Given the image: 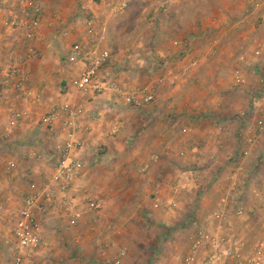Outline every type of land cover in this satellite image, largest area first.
Wrapping results in <instances>:
<instances>
[{"label": "crops", "instance_id": "obj_1", "mask_svg": "<svg viewBox=\"0 0 264 264\" xmlns=\"http://www.w3.org/2000/svg\"><path fill=\"white\" fill-rule=\"evenodd\" d=\"M184 1L177 2L182 5L186 3ZM8 3L11 0L0 1L5 9L7 5L11 7ZM88 9V17L94 20L93 27L94 24L102 26L98 32L93 28L94 35L100 32H111L112 35V41L105 36V39L101 37L100 41H95L88 34L85 38H88V43L97 42L101 48L113 54L111 64L108 63L102 73L115 77L119 86L126 91L150 90L154 103L134 110L124 107L108 94L83 101L75 89V82L83 72L82 64L64 60L66 63L63 65L58 57L61 52L68 55V45L65 43L79 40L78 33L82 29L78 28V22L69 21L67 28L73 29L74 34L69 33L60 44H53L45 41L43 24H40L37 39L39 36L42 38L36 44L39 59L30 61L25 71L29 81L27 87L37 93L39 99L24 100L16 92L17 96H7L6 101L0 104V135H7L0 151V155L3 153V157L0 156V261L6 259L2 243L10 237L14 224L12 218L24 197L40 189L53 172V139L49 138L39 121L60 105L79 103L83 104L82 127L76 139L83 143V148L75 152L74 157L82 161L84 171L83 178L75 182L69 196L79 208H82L84 195L95 199L105 196L106 200L99 214H89L88 223L86 216L83 219L88 228L93 225L100 228L101 225L95 223L104 220L109 209L118 212L116 218L120 224L126 221L125 217L120 218V211H136L144 207L158 226L166 229L179 227L183 236L187 233L186 228L193 230L187 240L188 245L182 239L175 241L171 248L175 251L173 257L166 255L164 259L160 256L159 248L166 247L175 235L158 239V248L154 250L150 264H178L176 259L181 258L180 254L188 253L190 239L198 227L217 235L223 234L227 226L231 234L245 242L248 253L264 237V233H260L264 227V133L255 134V122L264 113V105L256 97L257 90L253 92L251 85L254 80L242 85L252 89L249 96L246 91L211 97L203 90V93L197 92L192 97L183 90V83L190 77L197 84L205 80L202 71L208 64L203 59L197 62L198 66L196 62L195 66L189 62L191 57L198 58L207 50L199 41L188 53L178 39H172V42L162 40L165 33L180 38L189 35L191 31L188 25L179 22L178 30L171 24L174 29L169 28L164 35L155 28L148 31L147 36H143L144 30L137 32L130 48L133 50V60L127 62L125 53L128 49L114 31L115 25L112 27L105 13H99L89 5ZM5 12L13 15L12 11L0 8V20H8ZM198 15L196 11L194 19H201ZM183 16L181 12L177 18L182 19ZM218 17L217 27L222 26L220 30H226L233 16L220 13ZM125 28L123 23L116 25V30L120 29V32ZM2 33L0 27V35ZM193 33L201 35L202 32L196 30ZM158 80H161L160 83ZM244 80L246 82V78ZM227 82L231 87L232 77ZM231 100L245 102V106L240 107L241 104ZM8 107L16 110L8 111ZM13 112L21 114V118L8 130L9 115ZM116 127H119L118 132L113 133ZM55 132L57 136L63 135L59 124L55 126ZM30 152H38L41 158H29ZM7 163H11L13 169L7 170ZM238 166L242 170L239 176V200L244 208V216H234L233 209L237 204L234 202L223 222H212L208 219L215 208L212 197L226 186L229 174ZM182 172H194L196 177L189 175L184 178L178 195L172 196L171 188ZM145 194L150 199L143 197V203L139 204V200H128L127 197ZM156 194L165 205L154 209L153 198ZM225 194L228 195L227 190ZM208 210L209 213L203 216ZM149 214L143 213L142 216ZM36 216L39 213L36 212ZM232 218L241 228L239 233L232 231ZM53 219V224L60 222L55 216ZM251 235L256 236L255 242H250ZM50 239L45 236L49 247L52 245ZM106 253L108 257L112 256L111 250Z\"/></svg>", "mask_w": 264, "mask_h": 264}, {"label": "rangeland", "instance_id": "obj_2", "mask_svg": "<svg viewBox=\"0 0 264 264\" xmlns=\"http://www.w3.org/2000/svg\"><path fill=\"white\" fill-rule=\"evenodd\" d=\"M13 1L14 0H11V3L8 4H13ZM31 1L39 4L41 7V23L43 24L45 41L53 42V44H60V41L65 39L60 36L63 31L67 34H74L73 29L67 28V26L70 25L69 21L74 20L78 22V28L82 29V32L78 33L80 34L79 40L65 43V45H68V50H70L71 46L74 44H82L90 50L94 49L96 46L99 49H103L97 42L93 44L90 42L88 43V38L85 39L87 34L95 41H100L102 39L101 37L105 39L104 36L112 41L111 32H109V34L105 32L96 33V35H94V32L89 34L85 26L86 20H91L92 23L94 21L88 17V5L99 11V13H105V16L109 17L108 22L112 27L115 25L114 31H116V34H118L121 40H124L123 45L127 46L126 48L128 50L125 53L127 62L133 60L131 58L134 54L132 52L133 50L130 48L132 42H134L137 37L136 35H138L136 34L137 32L144 30L143 36H147L148 31L155 28L156 30L160 29V34H163L169 28L172 30L174 28L179 30L180 25L178 23L182 22L181 24H184V26L188 25L190 27L191 33L189 35H182L183 37L180 38L172 33V35L170 33V35L165 33V37L163 36L162 40L166 39V42H172V39H178L180 43L185 46V50L188 53L193 51L195 44L199 41V44L203 45L207 52L198 58L191 57L192 59L189 63L191 65L193 62L197 63L203 59V61L208 64V67H205L203 71L201 70L203 72V77L206 79L197 84V82L190 77L187 82L185 81L186 83H183V90L192 97H194L197 92L203 93V90L208 92L211 97L236 93L242 94L246 93V91H248L247 93L249 96V92H251L252 89L245 88V85L232 88V86L230 87V83L227 82L231 79L235 69L241 70L242 75L246 78L245 83L249 80L256 81V84L253 81L251 85V87H253V92L256 90V92H258L259 87L261 88L260 80L264 79V49L262 52L263 56L261 55L258 59H254L252 52L260 44L264 47V0H185L184 2L186 3L182 5L178 4V0ZM162 1L168 2L165 8L160 7ZM122 5L124 6L123 9L117 11V7ZM7 6L8 8L6 7L5 9L0 5L1 10H10L13 13V15H9L5 12L8 20H4L3 18L0 20L1 31L4 32L0 35V104L6 101L5 97L7 96H17L16 91L13 89V80L9 77L10 70L18 68L25 72L30 61L38 60L39 55L36 50V44L41 42L42 38V36L41 38L39 36L34 42L27 43L23 38L22 32L17 29L16 26L11 25V23L18 22V14L17 10H15L17 8H12L13 6L9 7V5ZM196 11L199 13L198 17L201 19H194L193 16ZM181 12H183L185 16L179 19L177 16ZM220 13L227 15L231 14L233 16L230 24L226 25V30H220L222 26L219 28L216 25V23L219 24L218 16ZM63 20L64 23L61 24ZM120 23L126 25L125 30L122 32L119 31L120 29L116 30V25ZM171 24L174 25V28ZM96 26L94 24V28L96 32H98L102 26H97L98 28H96ZM196 30L202 32L201 35L193 33ZM102 42L104 43V41ZM108 52L110 54V62L108 65H110L112 61L111 55L113 54H111L110 51ZM58 57L60 62L65 65L66 62H64V60H66L67 54L61 52ZM2 58L4 59L3 62ZM198 64L199 63H197V66ZM25 74L27 77L26 72ZM27 86H29L28 79ZM231 101L241 104L239 105L240 107L245 106V102L241 100H239L241 102L236 100ZM7 109L8 111L13 109L16 110L14 107H8ZM2 147L3 145L0 144V151H2ZM0 156L3 157V153ZM32 183L33 182H31V184ZM240 183L241 181H239V184ZM226 190H228V183L212 197L213 205H216L219 198L227 196V194H225ZM213 191L214 190H212V192ZM127 197L128 200H139L138 204L141 202L143 203V197L145 199H150L147 194L136 197L129 195ZM96 199L105 204V196H98ZM232 206L233 205L230 204V209H232ZM209 211L210 210L204 212L203 216H206ZM107 212L109 214L108 216L106 214L104 220L102 219L100 222L95 223L97 226L100 224V228H97L95 225L89 228L86 226L83 219L86 216L85 220L87 222L90 218L89 214L84 215V213H82L78 223L73 227H68L62 219H59L60 222L57 221V224H53L54 216L51 213H45L41 216L39 214L36 218L38 219V217H41L40 221L42 220L45 236L46 238H51L52 245L51 247L48 246L45 250L39 251L29 264H103L100 261L101 246L107 241H113L118 243L119 246H125L127 248V257L122 264H150V262L153 261L152 256L154 250L158 248V239L164 236L167 238L171 235H175L174 238H170L169 244H167L166 247L159 248L160 256H163L165 259L166 255L173 257L175 254V251L171 249L175 241L182 239L183 243L187 244V240L189 241V237L193 232L192 229L186 228L187 233H184V237L183 234L180 233L181 230L179 227L166 229L163 226H158L157 222L153 223V217L144 207L136 211H132L131 209L120 211V218L125 217L126 219V221H124L125 223L120 222V224H118L119 221L116 218V213L118 212L112 209H109ZM143 213L146 215L149 214V216L143 217ZM191 215H193L192 212ZM189 216L190 214L188 217ZM230 222L234 223V225L232 224V231L234 233H239L241 228H238L237 224H235L236 221L232 218ZM224 229V233H227V226H225ZM260 233H264V227H262ZM255 237V235H251L252 239H250V242H255L257 240ZM184 255L185 254H180L181 257Z\"/></svg>", "mask_w": 264, "mask_h": 264}, {"label": "built area", "instance_id": "obj_3", "mask_svg": "<svg viewBox=\"0 0 264 264\" xmlns=\"http://www.w3.org/2000/svg\"><path fill=\"white\" fill-rule=\"evenodd\" d=\"M168 2L162 1L161 8H165ZM11 6L17 8L18 22L11 23L16 26L27 43H32L37 39V32L41 24V7L31 0H14ZM117 7V11L123 9ZM85 26L89 34L94 32L91 20L85 21ZM67 37L66 32L60 34ZM263 46L258 45L252 52L254 59L261 57ZM264 59V58H263ZM66 60L68 62H79L83 66V72L75 82V89L83 101H88L108 94L112 99L119 101L121 105L129 109L139 110L154 103V95L148 89H136L126 91L122 89L115 77L102 73L103 68L110 62V54L97 46L90 50L82 44L71 46ZM196 63L193 62L192 66ZM9 77L13 80V89L24 100H38L39 95L32 92L27 87V77L25 72L18 68L10 70ZM161 80H158L160 83ZM245 83L244 76L240 69H235L232 74V88L241 87ZM261 88L256 93V97L264 105V79L261 80ZM83 114V104L60 105L58 108L44 115L39 124L45 128L49 138L53 139L52 156L55 160L53 172L44 185L24 197L21 207L13 216V228L10 237L2 243L6 256L5 261L0 264H29L39 251L45 250L48 244L45 240V232L42 220L36 218V212L40 215L51 213L56 218L62 219L68 227L75 226L82 213L99 214L103 209V203L91 196L84 195L82 208H79L74 199L69 196L75 182L83 178L84 165L81 160L74 157V153L83 148V143L76 139V134L81 130V117ZM21 114L13 112L9 115V122L6 129L19 121ZM59 124L63 130V135L57 136L55 126ZM119 127L113 130L118 132ZM264 133V113L255 122V134ZM7 135H0V144L6 142ZM29 158L40 159L38 152H30ZM1 164V161H0ZM6 169H13L11 163L6 164ZM241 167H236L228 177V195L219 198L214 210L209 215L212 222H223L228 212L230 204L237 202L233 209V214L237 218L244 216V208L239 197L241 190L239 186V176ZM196 177L194 172H182L176 184L171 188L172 196L178 195L181 190V183L188 176ZM165 205L158 195L153 198V208H160ZM227 233L211 234L205 229L198 227L190 239L188 253L181 258H177L178 264H264V237L246 252V244L240 238ZM100 261L103 264H122L127 257V249L119 246L113 241L102 244ZM112 251V256H107V251Z\"/></svg>", "mask_w": 264, "mask_h": 264}]
</instances>
